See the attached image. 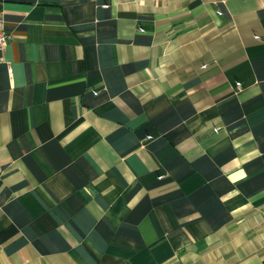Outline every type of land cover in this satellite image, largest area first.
<instances>
[{
  "label": "crops",
  "instance_id": "crops-1",
  "mask_svg": "<svg viewBox=\"0 0 264 264\" xmlns=\"http://www.w3.org/2000/svg\"><path fill=\"white\" fill-rule=\"evenodd\" d=\"M0 12V264H264V0Z\"/></svg>",
  "mask_w": 264,
  "mask_h": 264
},
{
  "label": "built area",
  "instance_id": "built-area-1",
  "mask_svg": "<svg viewBox=\"0 0 264 264\" xmlns=\"http://www.w3.org/2000/svg\"><path fill=\"white\" fill-rule=\"evenodd\" d=\"M8 39L9 36L4 29V18L2 13L0 12V52L5 49Z\"/></svg>",
  "mask_w": 264,
  "mask_h": 264
}]
</instances>
